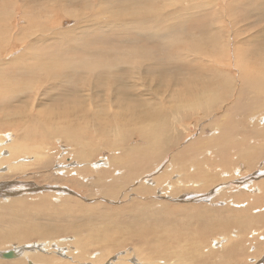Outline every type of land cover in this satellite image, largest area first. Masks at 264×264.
I'll list each match as a JSON object with an SVG mask.
<instances>
[{
  "label": "bare ground",
  "instance_id": "1",
  "mask_svg": "<svg viewBox=\"0 0 264 264\" xmlns=\"http://www.w3.org/2000/svg\"><path fill=\"white\" fill-rule=\"evenodd\" d=\"M1 1L4 2L6 0H1ZM258 1L259 0H256V1L255 0H218L217 2L221 3L222 5V10L218 11L217 3H216V7H214L215 6L214 3L212 4V2H210L209 0H129L128 2H125V0H30L27 2V4H26V0H17V2L14 3V6L18 10L16 9L15 13L12 12L10 9L8 11V12H11L9 17H11V19L12 18L15 19L14 23H11L10 21L9 23L6 22L2 18L3 15H0V23H5V25H8V28L6 29L0 28V68H5V66L10 65L13 62L14 65L20 66L14 75L15 78L19 77L18 79H24L23 76H27V77H31V79L33 80H38L39 82L36 86L31 85L28 82V80H25L20 84H16L17 83L16 81L11 82V78L5 77L4 75L3 77H1V79H3L7 84L5 85V89H0V107L7 106L5 105V103L7 101L10 102V100H13L14 98H16L15 96L19 91L24 93V91H27V90L30 91L33 89L37 92L36 88H39L40 86H42L44 82L49 84L50 88H52L51 90L55 89L54 90L55 93L58 90L67 91L69 89L70 92L73 91L74 94L76 93V96L74 97L75 100L73 98L70 100L68 99L69 100L68 103H71L68 105L70 107H66V108L64 107V109H62L61 111H55L57 109L52 108L53 109L52 113H49L50 111H40L39 110V112H37L34 115L31 113H28V115H26L25 113L18 111V112L11 113L8 115L2 114V116H0V123H1L0 125L2 126L0 127V129H4L7 126L12 127V130L10 129V131L7 129L0 130V131H3V132H0V143H1L0 150L5 149V153L7 150L8 151L7 153L9 154L8 155L9 158L7 156H6L7 158H4V157L2 158V156H5V155H1V161L5 159L4 163H6L5 168H7V171L18 172L20 170H23L25 168L24 166H27L26 164L25 165L21 164L23 165V167H21V165H19L20 163L18 165H15V163H17L18 161L25 162L24 161L25 158L21 159L20 156L33 157V159L30 161L31 163L33 161L31 165H34L35 168L44 171V169L47 168L49 163L52 161L50 156L56 155L53 152L54 151L53 148L51 146H48V144L50 143V141H57L59 143L62 142V144H66V143L69 144L70 145L69 149L71 150L72 157H75V159L79 161V163L81 164V167L78 169H76L75 167H74L75 169L74 168L71 169L67 167L64 169L59 168L55 170L56 175H60L61 178L66 180L65 183H68L69 185L71 184L75 185L76 183L78 187L79 186L87 187L89 184H91L89 180L94 178V181H98L100 188H102V190L104 189L103 191L105 193L106 191H108L107 195H110L109 191L112 192L114 195L115 192H117L116 189H118V186H122L125 183L131 184L133 182L134 184H137L138 186L137 191L139 192V194L148 193L150 190L148 186L156 187L157 184L168 183L166 179H165L166 182H162L164 178L160 179L164 175L162 174L161 171H160L161 172L160 174H162V176H160L159 178L160 180L158 179V181L156 182H154V180L151 179L153 177L149 178L150 177L149 173H145V172L149 171L151 168L158 165L156 163H158V159L159 157H161V153H163L164 155L167 147L168 146L170 147V144H172L174 136L171 135L169 127L172 125L174 126L175 123L177 122V121L174 122L176 115L182 117V121H185L183 119H188V120L196 119L198 122L203 118H207L208 123L209 122H225V119L227 118V115H228L227 113L225 115L224 112L222 111L223 114L221 113L222 114L220 115L221 117L219 116L212 117V111L215 105H217V103L219 102L220 104H223L222 102L229 104L230 102L229 99L231 97L233 98L230 104L231 108H234V111H236L237 113L236 116L234 117L241 118L237 120L246 119V121L248 122L247 123L248 125L245 127H242L241 124L236 125L237 129L240 131H245L247 127V129H250V133H247L248 132L247 130L245 131V133H247L246 134L247 136L254 138V139L263 138L264 137V116L262 114L260 115L259 113L258 115L261 116L260 118H256L257 116H254V117L249 118V120H247L246 118L247 116L244 114L246 112H242V107H246V109L244 108L245 111L246 110L254 111L256 109H260L261 111L262 109H264V97L260 96L261 93H264V41H263L264 40V26H262L261 23H259L260 21L258 22V20L255 17L252 18L254 15H251V13L253 12L261 16H264L263 10L255 9V7L253 6ZM243 2L245 3V6H248L251 9L248 10L247 13L245 14L244 18L246 19L241 18L243 19L241 20L239 16L236 15V13L243 15L242 12H244V8L240 9L238 7L239 9L236 10L237 11L236 13L230 12L229 9L232 8L231 4L235 6V3L242 4ZM42 3H46V6L45 5H44L45 7L42 6ZM77 6L83 7L86 10H89V12L80 13L76 11ZM208 6H212V7L209 8ZM206 7H208V9H206ZM130 8L132 9L129 10ZM52 11H56V13L59 15L54 16ZM90 12H92L93 14ZM27 13L31 14V20L29 22L27 21V16H26ZM69 18L73 21V24L71 23V25H67L66 27L61 26L62 24L69 22L68 20ZM198 18L201 21V22H195L197 24L198 29H202V27L205 25L208 28L207 31L203 32V34L195 33V34L188 35L187 33H185L184 29L185 27H187L188 22L198 20ZM41 19H43V21ZM57 19L60 20V22L56 26H53V27L48 26L49 23ZM17 20L18 22L16 23ZM112 27L126 29L125 32H134L133 29L141 30L139 33L144 32L143 35H145L146 38H149V40L152 39L159 44V46L161 47L162 54L155 55L153 52V49L144 50V49H141L142 46H140L141 48L135 47L133 43H138L137 39H135V41L134 40L131 41L129 39V36L124 35V34H123V40L121 41L122 47L119 49V54L116 56L110 55L109 52L105 50H103L101 53H97L92 48L87 46L85 41L87 42V40L91 38L92 33L98 32L100 35H102L99 38H102L105 35L102 32ZM16 29L18 31V34L24 32V37L13 38V31H15ZM190 31L192 32V30ZM196 34H199V36ZM53 41H56L55 42L56 44H59V42H62V44L60 45L63 47L62 50L64 52H68L69 50H75V51H79L83 53H89L91 54V58H89L88 60H82L73 65L68 64L65 67H61L60 65H58L57 59L50 61L48 56H47L48 59H43L44 57L42 58L41 55H39V52L35 51V49L37 48V45L44 44L45 46H47V45H50L49 42H53ZM129 43H131V45H125ZM261 43L263 47L262 49H261ZM183 44L186 47H184ZM258 45H260L259 48H257ZM180 46H183V47H180ZM243 46L248 47V48H243ZM146 48H147V45H146ZM255 49H258L259 51H256ZM17 50L21 52H16ZM94 53H97L98 55H95ZM9 54H14V56L9 57L8 56ZM56 54L57 53L53 52L54 56ZM231 56L236 57L235 58L236 62H233V60L232 62L235 63L234 66H236L237 71L231 70L233 66V64H231V61L229 60ZM125 57H129V58L124 59ZM220 57H224V58L221 60ZM173 58L187 61L188 63H191V65L193 64L192 66L191 65L189 66L191 67V70L194 69L193 71L195 74L193 75L194 77L195 76L196 77L195 79H193V77L191 76L192 74L191 72H190L191 74L189 75V71L191 70L187 69L189 68V66L187 67L186 65L185 66L187 67L185 68L186 69L185 70L186 71V82L184 84V89H183L185 92V94L183 95L185 96L182 99H174L171 103L169 102V104H167L169 105V108L168 107L165 108V105H164L165 100H161L159 99V97L157 98L156 95H153V92L160 91V88L162 87V85H160L157 82L153 84L152 82L149 81L151 78L149 80L146 79L147 76L145 74L147 73L146 70L149 68L151 64L160 63L161 59L171 60ZM14 59H17L20 62V64H16L15 61H13ZM136 61L138 63H135ZM228 61L230 63H228ZM246 61H250V66H251L250 68H248L249 65H246L244 67V65L242 64V62H246ZM28 62H32V63H28ZM195 62L200 64L198 68L196 67ZM218 64H221V66H216ZM141 65L143 66V68L141 67ZM194 65L195 67H193ZM154 69H157V68H154ZM179 69L180 68H178V72L180 71ZM123 70H125L127 74L128 72H130L129 74L132 75V77L129 78L127 76L128 77L127 79H123V77H121V72ZM125 71L123 72L125 73ZM142 71L143 73H141ZM135 73H137V75H135ZM220 76L223 77L222 81H219L221 78ZM174 83L171 86V88H173L170 90L171 93H172V90H178L176 87L182 86L181 85L182 81L176 84ZM126 86H128L129 88L135 87V90L133 89L134 93L128 92L129 94L128 96L132 98L129 99V101L126 100V102H124L125 100L123 101L121 99H118V92L121 91V88H128ZM153 87H154V90H153ZM86 89L87 91H89V93H87ZM137 89H142L145 93H143L141 90L138 91ZM77 91H83L84 95L83 94L82 95L84 97L81 95V93H78ZM102 91H104L103 95H102ZM166 91L168 90L166 89ZM48 92H51V91L48 90ZM151 94L154 96V98L153 97L150 98ZM20 95L23 97L22 94ZM146 95H149V96L144 98V96ZM30 99H34V98H30ZM234 102L236 103L234 104ZM29 103L27 104L29 105ZM51 105L52 103L50 104V106ZM14 107L17 108V106H14ZM16 108H13V109H16ZM49 108L51 109V107ZM113 108L114 110L109 111L110 109H113ZM219 108L220 107L218 106V109ZM41 110H43V108H41ZM6 117L7 119H9L10 122L1 121L2 119ZM228 119L233 120L231 118V114L229 115ZM252 120H256L258 123L255 124L254 123L255 121L250 122ZM160 121H165V122H160ZM234 122H237V121H234ZM29 124L32 125V130L27 131V128H28L27 126ZM258 125H259V128H257ZM25 126H26V129H25ZM6 131H9V133H6ZM19 131L21 132L23 131V132L20 133L19 135H16L15 137L14 136L12 137L11 132L14 133V132H19ZM206 133L208 132L206 131ZM216 133H218L219 136L214 137V138H222V137H226L225 135L226 133L228 135L230 134V132H227L222 129H220V131L216 130ZM6 134L8 135L6 136ZM55 134L61 135L59 137H62V140L58 139L59 137L55 139ZM206 136L209 137L211 135L208 134ZM45 137L49 138V141L47 140L48 142H46L45 144H40L42 139H44ZM197 137H194L191 140L189 139L190 141H188V143L185 144V146H182L183 148L177 149V152L175 154L173 153L174 155L172 156L173 162L175 161L178 167L180 169L182 168L181 170H183V172L181 171V174L179 170H177L179 171V173L177 172L176 173L180 175L185 174L186 178L188 179L190 178L188 176H190L194 172L191 174L188 172V169L190 168V163H188L189 168L183 167V164H187V162H190V160L187 161L188 159L195 161L197 154L201 151L204 152L205 150H207L206 153L210 152L211 155L209 156H213L214 157L213 161L217 162V160L219 159H217V157L215 156L216 151H214L215 148L213 149L214 146L217 149L218 155L222 152L225 154V157L223 158V165L226 167H232L231 169H236L237 167L239 168L243 167L245 170H248L252 166L256 167L257 162H258L257 160L260 159V156L262 155L264 151L263 150L264 143H262V147L258 144H255L252 148L247 147L248 143H246V139L248 137L244 139L241 144H239L236 141H232V140H230L227 143V145H223V142H220L223 146L218 141H216L213 137L208 138V139H204L202 138V136L200 137V139H197ZM130 141L131 143L132 142L133 143L128 144V142ZM98 143L104 144L106 149L114 148L118 150V151L116 150V153H114L116 155L113 154L114 156L110 159V162L114 164L113 166L114 168H117L120 171L119 177L118 176L116 177L115 175H113L112 168L105 169L103 167L104 163L102 164L101 162L103 161H101L100 159H99L100 160L99 163H96L95 161L91 162L90 155L93 154V152L91 153L90 149L92 148V146H95V145L97 146ZM175 145L177 146L178 144H175ZM57 146H54V147H57ZM224 146L227 148V150L224 149ZM101 147L102 146L100 145V148ZM110 150L112 151V149ZM1 153H4V151ZM198 156L200 157L199 154ZM19 157H20V160H17ZM203 158H206V156ZM209 159L211 160L212 158L210 157ZM184 161H187V162L184 163ZM63 162H64V159H63ZM191 163L193 164V162ZM176 164L173 163L172 167ZM194 165L195 164H193V166ZM202 166H197V167H202ZM205 166H207V164ZM98 168H100V170L96 171L95 174H92V176H89L88 177L89 180H87L86 178L88 175L87 171L96 170ZM221 168L222 167H220V170ZM143 169H148V170L142 171ZM229 169L230 168L226 169V171ZM169 170H172V168H169ZM28 172H31V170ZM185 172H188V173H185ZM191 172H192V169H191ZM262 172L264 173V170ZM172 173H174L173 170H172ZM223 173H226V172H223ZM196 174L194 176L199 177L200 179L207 178L208 179L206 180L207 183H209V179L211 177L213 178L212 173H210L209 171L206 172L204 169H200L196 171ZM4 177L5 176L0 174V179ZM68 177H72V178L68 179ZM59 179H57V181ZM191 179L188 181H190L192 184H195L193 183L194 178H191ZM178 180H181V179H178ZM187 180H185V177H184V181H187ZM6 181L3 186L7 188L10 187L12 190H13L12 187L15 184L18 185L16 183L18 182L17 179H16V182H13V183L10 181L9 182H6ZM105 181H108L110 183H105ZM53 183H51V185H53ZM180 183L182 184L183 182H180ZM180 183L179 185H181ZM20 185L24 186L25 184H20ZM26 185H28V183ZM164 185H163V188L164 187L167 188V185L166 186ZM250 185L252 186H249V187L245 186L246 189L248 188L247 189L249 190L248 192H251L252 194L255 191L258 193L262 192L260 193L261 195L259 196V198L264 196V180L259 181L257 184H253L252 182V184ZM57 186H63V185L58 184ZM65 186L66 185H64V187ZM202 186H205V185L203 184ZM80 187L78 189H80ZM234 188H237V187H234ZM173 189H175V187ZM188 189L190 188L188 187ZM241 190L243 192L244 189L237 188V191L231 192V195H233V193H236L237 196L239 195V198H241L240 196L249 195L247 193L244 194V192L242 193ZM201 191H203V189ZM57 192H60V191H57ZM97 192L95 194H97ZM218 192L219 190L217 191V193ZM224 193L226 194L225 191ZM58 194H61V192ZM52 195L51 196L50 195L40 196V198H37L39 199L38 203H33V204L28 203V201L24 199H11V201H9L8 199H4L0 202V247H4L10 244L11 242H15L17 244L12 249L13 251L18 252L15 256L17 257L16 259L15 257H13L14 259L10 258L12 261H9L8 263H1V264H26V262L28 264L30 262H32L33 264H65L59 261L60 260L59 257L57 258L59 260L55 259L56 257L53 256V252H56L57 250L52 251V246H51V244L55 241L53 240V238H56V235H61L62 233H70L73 235L71 236L74 238V244L72 241H69L71 242V245L72 244L74 245L72 246L73 251L70 253H72V256L75 258V260H80L79 262H81V260L88 259V258H85V256L83 255V251L86 250L88 247L90 249V247H92L93 245L97 243H102L101 246L99 245L101 247L102 254L100 256L99 255L97 256V261H101L104 258V256H106L108 253L112 251L113 248L119 247L120 245H124V243H127V242L128 243L133 242V243L139 244L140 247L143 245V247L141 248L139 247L140 248L139 251L137 250L139 253H141V256L140 255L139 256L144 261L151 262L153 264H159L160 260L164 261V263L167 261H172V263H174L173 261L175 262L181 261L180 263L182 264H212V263L213 264H245L244 248H242L243 240L238 239L239 241L237 240L229 241V244L225 245V247L223 248L221 247V251H220L221 256L218 257V259L216 260L213 258H216L215 256L217 254H213L212 252L211 254L208 251L205 252L206 254L208 253L205 256L200 254L199 249H201V247H204L200 243V239L202 238L197 239L198 241H196L195 248L193 250H187V249L176 250L178 247V244H176V246L173 247L172 245L168 246V244L166 243L168 247L165 245L163 248H160V245H159L158 249H155V254L159 256L158 253H156V252H159L161 255H165V257L162 259H160L159 257L158 259L160 260L156 262V258L152 259V257L155 254H153L152 256L150 254H146L145 251H143V249L146 248V246L150 243L151 240L159 239L161 242L162 238L166 235L172 236L171 233H175V232L182 233L184 228L188 226L190 222V217H188L185 222L182 219L181 221L180 219L176 220L177 218L174 219V217H171V216H170L171 218L168 217L169 209L167 210L165 209L166 211H164V209L156 208L154 213L150 215L149 217L152 220L150 221L148 218L149 212L146 209L147 203L146 204L145 203L144 204L135 203L138 210L134 212L133 214H131L133 211L132 212L130 211L129 213L130 217L129 219H125L126 221L124 219H120L119 221L112 220V222H110L109 220V221H106L107 223H104L103 221L99 226H93V227L90 226L92 227V233H90L91 232L90 230V232L88 231L89 232L88 235L85 234L86 236H81L82 234L80 232L81 231L80 229L82 228L83 230L84 225H85L84 222H83L84 224L83 227H81V225L75 226L72 222V220L74 221V218L77 215H79V213L81 212V211L80 212L78 211L77 212L78 214L76 213L77 215L74 213L77 209H73L72 203H75V202H71L69 197H68L69 199H67V197L66 199H64L60 197L59 195H56V196H52ZM0 196L2 195L0 194ZM3 196H8V195H3ZM10 197H11V194H10ZM223 201H225V199ZM244 201H248V200L245 198ZM53 202H55L56 204H53ZM214 202L215 201H213V203ZM260 202H263V201H259V203ZM135 205L133 208L134 210H136ZM159 205H160V202H159ZM81 206L82 205H80V209H82ZM87 206H84V207H87ZM74 208H77V207L75 206ZM123 208H125V206ZM230 208H233V207L231 206ZM195 209L196 207L194 208L193 211H195ZM184 210L185 209H183V211ZM244 210L245 208L243 209V211ZM122 211L123 210H121V212ZM261 211H264V208L260 209L259 211L260 213L258 212L259 213L258 215L250 216V218L248 217L250 219V222H254V225L252 224V226H255L256 224L255 222L258 223L259 221H263L264 212L261 213ZM239 212L241 211L239 210ZM209 213L207 212L206 214H209ZM230 213L231 212H229V214ZM89 214L90 216L97 215L101 217L110 215L116 218V215H114V213L107 212V211L106 212L100 211V213H98V211L94 207H91L87 212L82 211L80 217L88 218ZM173 214H176V213H173ZM190 214L191 212L189 213L188 216L192 217V215ZM120 215L122 214L120 213ZM211 216L212 215L210 216L208 215V218ZM142 219H146L148 222ZM236 219H241V221L238 222V224L236 223L237 227L235 226V224L233 225ZM245 219H246V215L244 216L242 212L241 213L236 212L235 214L232 213V215L228 217H224L223 219H220V220L218 219L219 222L215 223L216 224V225L214 224L215 226H209V224H207L208 226H206L205 228L208 227V230L207 229L205 230L208 232L218 230V233L220 235L228 238L230 236L228 234L231 232L230 229L231 228L233 229V227L234 229L235 227L236 229L238 228L237 231L239 230L241 232H244L247 229ZM57 220H59L60 223L61 221H63V223L59 225H57L56 223L54 224V222ZM87 221L85 222L87 223ZM247 225L250 226L249 224ZM252 226H250V228ZM88 228L87 227L84 228L86 229V232ZM234 229L233 231H235ZM239 235L241 237V233H239ZM203 237H205V234H203ZM32 238H37L38 242L23 245L24 241L26 240L29 241V239H32ZM221 238L223 241L224 238L223 237ZM241 238L243 239V237ZM45 239H48V240H45ZM61 239L62 238H60V240ZM60 240H59V243L62 244ZM246 240L247 239H245L244 241ZM39 241L40 242L42 241V242L40 243ZM57 243H58V240L55 244L56 247L58 246ZM65 245L68 246L69 244H65ZM67 246H64V247L66 248ZM135 247L134 249H136ZM23 248L25 249L30 248V249H33V251L35 249H38L39 251L40 249L46 253H42V254L36 253V252L30 253V251L25 250V249L22 251ZM53 248L55 249V247ZM74 249L78 250L77 254L74 253L75 252ZM188 249H191V248H188ZM9 250L11 249H5L0 252L6 253V251H9ZM259 250L260 249H258V251ZM49 252H52V254ZM20 253L22 255L19 257ZM120 255L122 254L120 253ZM120 255H118V257ZM167 255H171L170 258H167ZM0 258L5 259L1 256ZM89 258L94 259L93 257H89ZM108 258H110V256ZM211 258L215 261L213 262ZM236 258H238L239 260ZM94 262H96V260Z\"/></svg>",
  "mask_w": 264,
  "mask_h": 264
},
{
  "label": "rangeland",
  "instance_id": "2",
  "mask_svg": "<svg viewBox=\"0 0 264 264\" xmlns=\"http://www.w3.org/2000/svg\"><path fill=\"white\" fill-rule=\"evenodd\" d=\"M28 1H30V0H28ZM27 0H26V4H27V2H28ZM129 0H125V2H128ZM210 2H212V4L214 3V7H216V3H217V6H218V11L219 10H222V5H221V3H219V2H217L218 0H209ZM256 1V0H255ZM0 2H2V3H0V15H3L2 16V18L6 21V22H8L9 23V21L11 22V23H14L15 22V19L14 18H12L11 19V17H9V15H10V13L11 12H8L9 11V9L12 11V12H14L15 13V10L17 9L15 6H14V3L15 2H17V0H6V1H1L0 0ZM46 6V3H42V6ZM232 5V8L231 9H229V11L230 12H237L236 10L237 9H243L244 8V12H242L243 13V15L242 14H239V13H236V15H238L239 16V18L241 19V18H243V19H246V18H244L245 17V14L247 13V11L248 10H250L251 8L250 7H248V6H245V3L243 2L242 4L241 3H235V6H233V4H231ZM44 6V7H45ZM241 6V7H240ZM254 7H255V9H259V10H263L264 11V0H259L256 4H254L253 5ZM209 8H211L212 6H208ZM208 7H206V9H208ZM239 7V8H238ZM132 8H130L129 10H131ZM18 10V9H17ZM76 11H78V12H83V13H85V12H89V10H86L85 8H83V7H79V6H77L76 7ZM17 12V11H16ZM53 12V15L55 16H57V15H59V14H57L56 13V11H52ZM90 13H92V12H90ZM93 14V13H92ZM95 15V14H94ZM251 15H254L252 18H256L257 20H258V22L259 23H261V25L262 26H264V16H261V15H259V14H257V13H251ZM26 16H27V21L29 22L30 20H31V14H29V13H27L26 14ZM52 16V15H51ZM260 16V17H259ZM43 18V17H42ZM262 20H261V19ZM52 19V18H51ZM243 19H241V20H243ZM12 20V21H11ZM42 21H43V19H41ZM69 20V22H67V23H65V24H62L61 26H64V27H66L67 25H71V23L73 24V21L69 18L68 19ZM240 21V20H239ZM18 22V20L16 21V23ZM60 22V20H53L51 23H49V27H53V26H56L58 23ZM195 22H201L200 21V19L198 18V20H194V21H192V22H188V24H187V27H185V29H184V31H185V33H187L188 35H191V34H195V33H202L203 34V32H206L207 31V27L204 25L203 27H202V29H198V27H197V24L195 23ZM55 23V24H54ZM25 26V25H24ZM205 27V28H204ZM0 28H2V29H6V28H8V25H5V23H0ZM204 28V29H203ZM125 30L126 29H122V28H117V27H112V28H109V29H107V30H105V31H103L102 33H104L105 35L102 37V38H99V37H101L102 35H100L98 32H94V33H92L91 34V38L90 39H88L87 40V42L85 41V43L87 44V46H89L90 48H92L94 51H96L97 53H101L103 50H105V51H107V52H109V54L110 55H118L119 54V49L122 47V45H121V41L123 40V34L124 35H127V36H129V39L131 40V41H135V39H137V42L138 43H133V45L135 46V47H138V48H141L140 46H142V48L141 49H144V50H152L153 49V52H154V54L155 55H157V54H162V51H161V47L159 46V44L157 43V42H155L154 40H149V38H146V36L145 35H143V33L144 32H142V33H139L141 30H136V29H133L134 30V32H125ZM190 30H192V32L190 31ZM22 31V30H21ZM200 31H202V32H200ZM196 35H198L199 36V34H196ZM22 37H24V32H22V33H20V34H18V31H17V29L15 30V31H13V38H22ZM141 39V40H140ZM264 41V40H263ZM263 41H262V43H263ZM56 41H53V42H49L50 43V45H47V46H45L44 44H38L37 45V48L35 49V51L36 52H39V55H41V57L43 58V59H48L47 58V56L49 57V59H50V61H53L54 59H57V64L58 65H60L61 67H65V66H67L68 64H75V63H77V62H80V61H82V60H88L89 58H91V54H89V53H83V52H79V51H75V50H69L68 52H64L63 50H62V46L60 45V44H62V42H59V44H56L55 43ZM127 42H128V40H127ZM262 43H261V49L263 48L262 47ZM90 44V45H89ZM125 45H131V43H129V44H125ZM146 45H147V48H146ZM153 45V46H152ZM150 46V47H149ZM183 46L184 47H186L184 44H183ZM183 46H180V47H183ZM46 47V48H45ZM100 47V48H99ZM260 47V45H258L257 46V48H259ZM151 48V49H150ZM243 48H248V47H244L243 46ZM157 50V51H156ZM249 50H251V49H249ZM256 51H259L258 49H255ZM16 52H21V51H19V50H17ZM15 52V53H16ZM53 52H55V53H57L55 56L53 55ZM97 53H94L95 55H98ZM19 54V53H18ZM205 54V53H204ZM203 54V55H204ZM43 55V56H42ZM9 57H13L14 56V54H9L8 55ZM7 56V57H8ZM111 57V56H110ZM159 57V56H158ZM106 58V57H105ZM129 57H125L124 59H128ZM224 57H220V59L222 60ZM234 58V59H233ZM235 58L236 57H234V56H231L230 58H229V60L231 61V64H233V66H234V64L235 63H233V62H236V60H235ZM232 60H233V62H232ZM13 61H15V63L16 64H20V62L17 60V59H14ZM168 62V63H167ZM28 63H32V62H28ZM135 63H138L137 61L135 62ZM170 63V64H169ZM228 63H230L229 61H228ZM36 64V63H35ZM161 64V65H160ZM164 64H165V66H166V68H165V66H164ZM178 64V65H177ZM195 64H196V67L198 68L199 67V65L200 64H198L197 62H195ZM205 64V63H204ZM242 64L244 65V67L246 66V65H249L248 66V68H250L251 66H250V61H246V62H242ZM187 65V67L189 66V65H191V63H188L187 61H183V60H180V59H177V58H173V59H171V60H164V59H161V62L160 63H153V64H151L150 66H149V72L146 70V76H147V80H149L150 78V82H152L153 84H155L156 82L157 83H159L160 85H162V87L160 88V93L159 92H157V91H155V92H153V95H156V97L158 98L159 97V99H161V100H165V108H169V105H167V104H169V102L171 103L174 99H182L185 95H183V94H185V92H184V84H185V82H186V69L185 68H187V67H185ZM193 65V64H192ZM191 65V66H192ZM183 68H182V67ZM216 66H221V64H218V65H216ZM232 66V69L231 70H234V71H237V68H236V66H234L233 67ZM20 66H18V65H14L13 64V62L10 64V65H7V66H5V68H0V89H5V85L7 84L3 79H1V77H3L4 75H5V77H8V78H11V82L13 81H16L17 83L16 84H20V83H22L23 81H25V80H28V82L31 84V85H33V86H36L37 84H38V80H33V79H31V77H27V76H23L24 77V79H18L19 77H17V78H15L14 77V75H15V73H16V71L18 70V68H19ZM141 67L143 68V66L141 65ZM172 67V68H171ZM193 67H195V65L193 66ZM154 68H159L158 70L157 69H154ZM175 68V69H174ZM178 68H180L179 70L181 71H179L178 72ZM181 68H182V70H181ZM172 69V70H171ZM174 69V70H173ZM187 69H189V70H191V67L189 66V68H187ZM152 71V73H151V71ZM169 70V71H168ZM188 70V71H189ZM194 70V69H193ZM193 70H191V71H189V75L191 74V76L193 77V79H195V77H194V75L193 74H195L194 73V71ZM123 71H125V70H123ZM121 72V77H123V79H127L128 77L130 78V77H132V75H130L129 73L130 72H128V74H127V72L125 71V73L124 72ZM185 71V72H184ZM155 72H157V73H155ZM184 72V73H183ZM191 72V73H190ZM141 73H143V71L141 72ZM159 73V74H158ZM162 73V74H161ZM164 73H166V74H164ZM170 75H169V74ZM181 73V74H180ZM125 74V75H124ZM127 74V75H126ZM154 74V75H153ZM157 74V75H156ZM183 74V75H182ZM135 75H137V73H135ZM128 76V77H127ZM153 77V78H152ZM173 77V78H172ZM178 77V78H177ZM221 77V76H220ZM175 79V80H174ZM176 79H177V81H176ZM222 79H223V77H221L220 78V80L219 81H222ZM161 80H162V82H161ZM180 80V81H179ZM182 81V86H180V87H176L178 90H172V93L170 92V90L171 89H173V88H171V86L173 85V83L174 84H176V83H178V82H181ZM66 85H67V83H66ZM168 86H170V87H168ZM126 87H128V86H126ZM46 89V90H45ZM52 88H50V86H49V84L48 83H43L42 84V86H40L39 88H36V90H37V92L35 91V90H27V91H24V93H22V92H18L17 94H16V98H14L13 100H10V102L9 101H7L6 103H5V105H7V106H4V107H0V116H2V114H11V113H15V112H18V111H20V112H22V113H25L26 115H28V113H31V114H36L37 112H39V110L40 111H50L49 113H52V111H53V109H57V110H55V111H61L62 109H64V107L66 108V107H70V106H68L69 104H71V103H68V101L70 100V99H74V97L76 96V93L74 94L73 93V91L72 92H70V90L68 89L67 91H57L56 93H55V89H53V90H51ZM102 89V88H101ZM128 89H130V90H128ZM135 90V87H128V88H121V91L120 92H118V99H121V100H125L124 102H126V100L127 101H129V99H131L132 97H129L128 95V92H130V93H134V90ZM165 89V90H164ZM166 89L168 90V91H166ZM43 90V91H42ZM48 90L49 91H51V92H48ZM103 90V89H102ZM128 90V91H127ZM138 91L139 90H141L143 93H145L142 89H137ZM153 90H154V87H153ZM183 90V91H182ZM86 91H87V89H86ZM177 91V92H176ZM43 92V93H42ZM78 93H81V95L84 93L83 91H77ZM103 92L104 91H102V95H103ZM163 92V93H162ZM41 93H42V95H41ZM87 93H89V91H87ZM20 94H22L23 95V97L20 95ZM30 94V95H29ZM160 94V95H159ZM162 94H164V95H162ZM172 94V95H171ZM179 94V95H178ZM182 94V95H181ZM27 95V96H26ZM37 95V96H36ZM41 95V96H40ZM84 95V94H83ZM82 95V96H83ZM127 97H126V96ZM152 94L150 95V98L151 97H153L154 98V96H153ZM176 95V96H175ZM32 96V97H31ZM147 96H149V95H146V96H144V98L145 97H147ZM181 96V97H180ZM260 96H263L264 97V93H261L260 94ZM259 96V97H260ZM19 97V98H18ZM55 97H57V98H55ZM84 97V96H83ZM166 97V98H165ZM170 97V98H169ZM18 98V99H17ZM27 98V99H26ZM30 98H34V99H30ZM36 98V99H35ZM126 98V99H125ZM20 99V100H19ZM26 99V100H25ZM53 101H51V100ZM69 99V100H68ZM17 102H16V101ZM24 100V101H23ZM36 100V101H35ZM49 100V101H48ZM75 100V99H74ZM230 102H229V104L228 103H225V102H222L223 104H220V102L219 103H217V105H215V107H214V109H213V111H212V117H214V116H219V117H221L220 115H222L223 114V112H224V114L226 115V113L228 114L227 115V118L225 119V122H207V118H203V119H201L200 121H198L197 122V120L196 119H192V120H188V119H183V120H185V121H182V117H180V116H177L176 115V118H175V121L174 120H172V121H174V122H176L175 123V125L173 126H170L169 127V129H170V132H171V135L172 136H174V138H173V142H172V144H170V147L168 146L167 147V149H166V152H165V154L163 155V153H161V157H159V159H158V163H156V164H158V165H156V166H152L153 168H151L149 171H147V172H145V173H149L150 175V177L149 178H151V177H153V178H151V179H153L154 180V182H156V181H158V179L160 178V176H162V174H164L160 179H163L162 180V182H168V183H161V184H157V186L155 187H153V186H148L149 187V192L148 193H144V194H139V192L137 191V189H138V186H137V184H134L133 182L130 184V183H125L124 185H122V186H118V189H116V191L117 192H115V194L113 195V193L112 192H110L109 191V194L111 195H107V192L108 191H106V193L102 190V188H100V185L98 184V181H94V178L93 179H91V180H89L88 179V177L89 176H92V174H95V172L96 171H98V170H100V168H98V169H96V170H91V171H87V173H88V175H87V180H89L90 182H91V184H89L87 187H80V189H78L79 187H78V185L75 183V185L74 184H71V185H69L68 183H65L66 182V180L65 179H63V178H61V176L60 175H56V172H55V170L56 169H59V168H62V169H64V168H67V167H69V168H71V169H73L74 167L76 168V169H78V168H80L81 167V164L79 163V161H77L76 159H75V157H72V153H71V150L69 149V144H62V142L61 143H59V142H57V141H50V145L48 144V146H51L52 148H53V152H54V154H56L55 156H50L51 157V159H52V161L49 163V165H48V167L47 168H45L44 169V171L43 170H39V169H37V168H35V166L34 165H31L32 163H33V161H32V163L30 162L32 159H33V157H30V156H20L21 157V159H24V161L25 162H22V161H18L17 163H15V165H18L19 163V165H21V164H23V165H27V166H24L25 168L23 169V170H20V171H18V172H9V171H7V168H5V164L6 163H4L5 162V159H3L2 161H1V155H5V156H2V158L4 157V158H7L8 157V151L6 150V153H5V149H2L3 151H4V153H1V152H3L2 150H0V162H1V164H0V168L2 169H0V174H2L3 176H5L4 178H2V179H0V187H2V188H0V194L2 195V196H0V202L2 201V200H4V199H8L9 201H11V199H24V200H26V201H28V203H31V204H33V203H38V201H39V199H37V198H40V196H51L52 194V196H56V195H59L60 197H62V198H64V199H66V197H67V199H69L70 198V201L71 202H75V203H72V207H73V209H77L74 213L76 214L78 211L80 212H87L91 207H94L97 211H98V213H100V211L101 212H112V213H114V215H116V218L115 217H113V216H104V217H101V216H90V214H89V216H88V218L86 217V218H83V217H80V215H81V212L79 213V215H77V216H79V217H75L74 218V221L72 220V222H73V224L75 225V226H79V225H81V227H83V225H84V228H88L87 229V232L89 231L90 232V230H91V232L90 233H92V227L93 226H99L103 221H104V223H107L106 221H109L110 220V222H112V220L113 221H119L120 219H129V217H130V211L132 212L131 214H133L134 212H136L138 209H137V206L135 205V203H137V204H146V209H147V211L149 212V214H148V218L150 217V215H152L153 213H154V211L156 210V208L157 209H164V211H166L167 209H169L168 210V212H169V216L168 217H174V219L175 218H177L176 220H179L180 219V221H181V219L182 220H184V222L187 220V218L188 217H190V222H189V224H188V226L187 227H185L184 228V230H183V232L181 233V232H175V233H171V235L172 236H170V235H166V236H164L163 238H162V240H161V242H160V240L158 239V240H151L150 241V243L146 246V248L145 249H143V251H145V253L146 254H150L151 256L153 255V254H155V249H158V246L160 245V248H163L165 245H166V243L168 244V246L170 245H172L173 247L174 246H176V244H178V247H177V249L176 250H183V249H187V250H193L194 248H195V243H196V241H198L197 239H199V238H202V239H200V243H201V245L202 246H204V247H201V249H199V251H200V254H202L203 256H205V255H207L205 252H209L210 254H211V252L213 253V254H217L215 257L216 258H213V259H218V257H220L221 256V253H220V251H221V247L223 248V247H225V245H227V244H229V241H231V240H233V241H239V240H245V239H247L246 241H244V243H243V241H242V244H243V246H242V248H244V260H245V264H264V219H263V221H259L258 223L257 222H255L256 224H258V225H256L255 224V226H252V224L254 225V222H250V216H255V215H258L260 212V209H262V208H264V207H262V206H264V199H263V197H261V198H259V196L261 195L260 193H262V192H260V193H258V192H254L253 194L251 193V192H248L249 190H247L246 189V187H249V186H252V185H250V184H252V182H253V184H257L259 181H263L264 180V173L262 172L263 170H264V151H263V153H262V155L260 156V159L259 160H257L258 162H257V165H256V167L255 166H252L250 169H248V170H245L243 167H237L236 169H231L232 167H226V166H224L223 165V158L225 157V154L222 152V153H220L219 155H218V153H217V149H216V147L214 146L213 147V149H214V151H216V153H215V156L217 157V159H219V160H217V162H215V161H213V159H214V157L213 156H209V155H211V153L210 152H207L206 153V151L207 150H205L204 152H199L198 154L200 155V157L198 156V154H197V157H196V160H198V161H192L191 159H188L187 161H189L190 160V162H187V161H184V163L185 162H187V164H183V167H187V168H189V164L188 163H190V170L188 169V172L191 174V173H193V174H191L190 176H188V177H190L189 179L188 178H186V176H185V174L184 175H180L181 174V171L183 172V170H181L179 167H178V165L175 163V161L173 162V158H172V156L177 152V149H181V148H183L182 146H185V144H187L188 143V141H190L192 138H194V137H197V139H200V137L202 136V138H204V139H208V138H214V137H218L219 136V134L218 133H216V130L218 131H220V129H222V130H225V131H227V132H230V134L228 135L227 133L225 134L226 135V137H222V138H214L216 141H218L219 143L220 142H223V145H227V143L230 141V140H232V141H236V142H238L239 144H241L242 142H243V140L244 139H246L247 137V139H246V143H248L247 144V147H250V148H252L255 144H258V145H260L261 147H262V143H264V137L263 138H257V139H254V138H251V137H249V136H247L246 134L247 133H250V129H247V127H246V130L248 131L247 133H245V131H240V130H238L237 129V127H236V125H238V124H241V126L242 127H245V126H247L248 124V122L246 121V119L244 120V119H242V120H237V119H241V118H237V117H234V116H236V111H234V108H231V101L233 100V98L231 97L230 99ZM21 101V102H20ZM55 101V102H54ZM176 101H178V100H176ZM14 102V103H13ZM16 102V103H15ZM30 102V103H29ZM49 103V105H48V103ZM60 102V103H59ZM65 102V103H64ZM22 103V104H21ZM27 103H29V105L27 104ZM44 103V104H43ZM52 103V105L50 106V104ZM225 103V104H224ZM236 102H234V104H235ZM20 104V105H19ZM43 106H42V105ZM58 104V105H57ZM64 104H65V106H64ZM219 104V105H218ZM12 105V106H11ZM23 105V106H22ZM45 105V106H44ZM227 105V106H226ZM14 106H17V108L16 107H14ZM18 106H19V108H18ZM26 106V107H25ZM35 106H36V108H35ZM42 106V107H41ZM47 106H49V107H51V109L49 108V107H47ZM218 106L220 107L219 109H218ZM29 107V108H28ZM122 107H124V106H122ZM221 107H222V109H221ZM13 108H16V109H13ZM41 108H43V110H41ZM47 110H46V109ZM60 108V109H59ZM228 108V109H227ZM246 109V107H242V112H246V113H244L247 117V120H249V118H251V117H254V116H257L256 118H260L261 116V114L264 116V109H262L261 111H260V109H256V110H254V111H245V109ZM49 109V110H48ZM28 110H30V111H28ZM112 110H114V108L113 109H110L109 111H112ZM167 110V109H166ZM223 111V112H222ZM230 111V112H229ZM233 111V112H232ZM35 112V113H34ZM239 112H241V111H239ZM214 113V114H213ZM222 113V114H221ZM260 113V115H258ZM218 114V115H217ZM231 114V118L233 119V120H231V119H228L229 118V115ZM179 117V118H178ZM256 118H254V119H256ZM5 120V121H4ZM195 120V121H194ZM1 121H3V122H10L9 121V119H7V117L6 118H4V119H2ZM179 121V122H178ZM234 121H237V122H234ZM253 121H255L254 123L256 124V123H258L256 120H252V121H250V122H253ZM159 122V121H158ZM160 122H165V121H160ZM228 122H230V123H228ZM182 125H181V124ZM199 123V124H198ZM206 123V124H205ZM208 123V124H207ZM215 123V124H214ZM1 124V123H0ZM205 124V125H204ZM181 127H180V126ZM208 125V126H207ZM210 125V126H209ZM214 125V126H213ZM0 127H2L1 125H0ZM28 128H27V131H29V130H32V125H28L27 126ZM178 129H177V128ZM201 127H202V129H201ZM208 127V128H207ZM212 128V129H211ZM219 128V129H218ZM257 128H259V125H258V127ZM5 129H7V130H9L10 131V129L12 130V127L11 126H7L6 128H4V129H0V130H5ZM25 129H26V126H25ZM9 131H6V133H9ZM167 131H168V129H167ZM206 131L208 132V133H206ZM0 132H3V131H0ZM23 132V131H22ZM21 131H19V132H11L12 134V137L14 136H16V135H19L20 133H22ZM211 132V133H210ZM195 133V134H194ZM208 135V134H210L211 136H209V137H207L206 135ZM8 134H6V136H7ZM228 135V136H227ZM59 136H61V135H59V134H55V139L56 138H58ZM207 137V138H206ZM176 138V139H175ZM251 138V139H250ZM58 139H60V140H62V137H59ZM178 139V140H177ZM190 139V140H189ZM250 139V140H249ZM49 141V138H47V137H45L44 139H42V141L40 142V144H45L46 142H48ZM181 140V141H180ZM245 142V141H244ZM133 143V142H132ZM131 143V141L130 142H128V144H132ZM1 144V143H0ZM175 144H178L177 146L175 145ZM221 144V143H220ZM251 144V145H250ZM4 145V144H3ZM58 145V146H57ZM100 145L102 146L101 148H100ZM222 145V144H221ZM222 145V146H223ZM264 145V144H263ZM54 146H57V147H54ZM47 147V146H46ZM99 147V148H98ZM178 147V148H177ZM169 148H170V150H169ZM176 148V149H175ZM232 148H234V147H232ZM105 149V150H104ZM109 149V150H108ZM108 149H106V147H105V145L104 144H102V143H98L97 144V146L95 145V146H92V148L90 149L91 150V153L93 152V154H91L90 155V159H91V162L92 161H95L96 163H99V161L101 160V161H103V162H101L102 164L104 163V165H103V167L106 169H109V168H112L113 169V175H115L116 177L118 176H120V171L117 169V168H114L113 166H114V164H112L111 162H110V159L114 156V155H116V154H114V153H116V150L117 149H114V148H108ZM110 149H112V151L110 150ZM173 149H174V151H173ZM224 149L225 150H227V148L224 146ZM58 152H57V151ZM93 150V151H92ZM95 150V151H94ZM263 150H264V146H263ZM65 151V152H64ZM118 151V150H117ZM172 151V152H171ZM56 152V153H55ZM112 152V153H111ZM171 152V153H170ZM63 153V154H62ZM69 153V154H68ZM96 153V154H95ZM174 153V154H173ZM205 153V154H204ZM7 154V155H6ZM70 154H71V156H70ZM112 154V155H111ZM114 154V155H113ZM204 154V155H203ZM221 154H223V155H221ZM64 155V156H63ZM68 155V156H67ZM213 155V154H212ZM7 156V157H6ZM168 156V157H167ZM206 156V158H203V157H205ZM20 157L17 159V160H20ZM23 157V158H22ZM30 157V158H29ZM58 157V158H57ZM62 157V158H61ZM106 157V158H105ZM212 158L211 160L213 161H211L209 158ZM9 158V157H8ZM28 158H29V160H28ZM97 158H98V160H97ZM103 158V159H102ZM168 158V159H167ZM61 159V160H60ZM63 159H64V162H63ZM100 159V160H99ZM28 160V161H27ZM55 160H56V162H55ZM74 160H75V162H74ZM169 160V161H168ZM172 160V161H171ZM9 161V160H8ZM107 161V162H106ZM108 161H109V163H108ZM166 161V162H165ZM206 163H205V162ZM208 161V162H207ZM260 161V162H259ZM10 162V161H9ZM8 162V163H9ZM12 162V161H11ZM29 162V163H28ZM70 162V163H69ZM162 162V163H161ZM191 162H193V164H195L194 166H193V164L191 163ZM199 162V163H198ZM65 163V164H64ZM69 163V164H68ZM168 163H170V164H168ZM173 163L174 164H176V165H174L173 167H172V165H173ZM202 163V164H201ZM216 163V164H215ZM4 164V165H3ZM67 164V165H66ZM102 164H100V165H102ZM108 166H107V165ZM112 164V165H111ZM160 164V165H159ZM207 164V166H205ZM220 164V165H219ZM23 165H21V167H23ZM30 165V166H29ZM50 165H51V167H50ZM170 165V166H169ZM185 165V166H184ZM203 165V166H202ZM29 166V167H28ZM32 166V167H31ZM73 166V167H72ZM76 166H78V167H76ZM112 166V167H111ZM197 166H202V167H197ZM209 166V167H208ZM219 166V167H218ZM52 167H53V169H52ZM57 167V168H56ZM158 167V168H157ZM175 167V168H174ZM196 168V170H195V168ZM220 167H222L221 168V170H220ZM225 167V168H224ZM4 168V169H3ZM29 168V169H28ZM74 168V169H75ZM168 168V169H167ZM169 168H172V170H173V172L174 173H172V170H169ZM208 168V169H207ZM219 170H218V169ZM228 168H230L229 170H227L228 171V173H227V171H226V169H228ZM263 168V169H262ZM37 169V170H36ZM175 169V170H174ZM191 169H192V172H191ZM200 169H204L206 172L207 171H209L210 173H212V175H213V178L215 177V175H216V177L213 179L212 177L210 178V176H209V183H207V181L206 180H208L207 178L206 179H200L199 177H195L194 175L196 174V171H198V170H200ZM5 170V171H4ZM31 170V172H28V171H30ZM48 170V171H47ZM145 170H148V169H143L142 171H145ZM152 170H153V172H152ZM165 170V171H164ZM177 170H179L180 171V174H177V173H179V171H177ZM256 170V171H255ZM262 170V171H261ZM23 171V172H22ZM27 171V172H26ZM41 171V172H40ZM46 171V172H45ZM52 171H54V172H52ZM119 173H118V172ZM162 172V174H160L161 172ZM164 171V172H163ZM214 171H215V173H214ZM6 172V173H5ZM40 172V173H39ZM93 172V173H92ZM100 172V171H99ZM152 172V173H151ZM170 172V173H169ZM177 172V173H176ZM188 172H185V173H188ZM223 172H226V173H223ZM38 173V174H37ZM43 173V174H42ZM46 173V174H45ZM159 173V174H158ZM165 173H166V175H165ZM176 173V174H175ZM23 174V175H22ZM26 174H27V176H26ZM31 174V175H30ZM37 174V175H36ZM90 174V175H89ZM229 174H230V176H229ZM17 175V176H16ZM124 175V174H123ZM153 175V176H152ZM159 177H158V176ZM197 175V174H196ZM211 175V176H212ZM234 175V176H233ZM59 176V177H58ZM72 176V175H71ZM164 176H166V177H164ZM175 176V177H174ZM221 176H222V178H221ZM227 176V177H226ZM15 177V178H14ZM41 177H42V179H41ZM47 177V178H46ZM56 177V178H55ZM170 177H172V178H170ZM184 177H185V180H190L191 178H194L193 180H194V182L193 183H195V184H192L190 181H184ZM220 177V178H219ZM11 178H13V179H11ZM27 178V179H26ZM33 178V179H32ZM55 178V179H54ZM60 178V179H59ZM69 178H72V177H68V179ZM223 178H224V180H223ZM16 179H17V181L18 182H16ZM57 179H59L58 181H57ZM108 179V178H107ZM159 179V180H160ZM165 179H166V181H165ZM169 179V180H168ZM174 179V180H173ZM178 179H183L182 181L181 180H178ZM3 180H8V181H6V182H16L18 185H14L12 188H13V190L9 187V188H7V187H5V186H3L4 185V183H5V181H3ZM47 180H49V181H47ZM106 180V179H105ZM192 180V179H191ZM197 180V181H196ZM216 180V181H215ZM222 180V181H221ZM1 181H3V182H1ZM33 181V182H32ZM45 181V182H44ZM53 181H54V183H53ZM94 181V182H93ZM173 181H175V182H173ZM183 182L182 184L180 183V182ZM202 181V182H201ZM28 183V185H26L27 183ZM30 182H32V183H30ZM184 182H185V184H184ZM187 182H188V184H187ZM197 182V183H196ZM212 182V183H211ZM214 182V183H213ZM251 182V183H250ZM48 183V184H47ZM51 183H53V185H51ZM59 185H63V186H57L58 184ZM94 183V184H93ZM105 183H110V182H108V181H105ZM171 183V184H170ZM176 183V184H175ZM177 183H178V185H177ZM179 183L181 184V185H179ZM200 183V184H199ZM206 183H207V185H206ZM20 184H25L24 186H22V185H20ZM68 184V185H67ZM134 184V185H133ZM164 186H166L167 185V188H163V185ZM205 185V186H202V185ZM210 184V185H209ZM10 185H12V184H10ZM9 185V186H10ZM20 185V186H19ZM39 185V186H38ZM46 185H47V187H46ZM64 185H66L65 187H64ZM73 185V186H72ZM172 185V186H171ZM193 185V186H192ZM197 185H198V187H197ZM209 185V186H208ZM220 185V186H219ZM75 186H76V188H75ZM94 186V187H93ZM191 186V187H190ZM246 186V187H245ZM5 187V188H4ZM42 187H43V189H42ZM54 187V188H53ZM69 187V188H68ZM175 187V189H173ZM177 187V188H176ZM188 187L190 188V189H188ZM201 187H202V189H203V191H201L202 189H201ZM220 187V188H219ZM234 187H237V188H239V189H244L243 190V192H244V194H249V195H246V196H240L241 198H239V195L237 196L236 195V193H233V195H231V192H233V191H237V188H234ZM53 188V189H52ZM151 188H152V190H151ZM154 188V189H153ZM207 188V189H206ZM213 188V189H212ZM2 189V190H1ZM58 189V190H57ZM90 191H89V190ZM100 189V190H99ZM185 189V190H184ZM197 189V190H196ZM201 189V190H200ZM221 189V190H220ZM236 189V190H235ZM246 189V190H245ZM62 190V191H61ZM69 190V191H68ZM128 190V191H127ZM162 190H164V191H162ZM219 190V192L217 193V191ZM6 191H7V193H6ZM10 191V192H9ZM52 191V192H51ZM57 191H60L61 192V194H58V193H60V192H57ZM88 191V192H87ZM94 191H98L97 192V194H95L96 192H94ZM103 191V192H102ZM120 191H121V193H120ZM125 191V192H124ZM184 191V192H183ZM191 191V192H190ZM195 191V192H194ZM216 191V192H215ZM224 191L226 192V194L224 193ZM247 191V192H246ZM93 192V193H92ZM136 192V193H135ZM161 192V193H160ZM181 194H180V193ZM213 192V193H212ZM241 192H242V190H241ZM241 192H239V193H241ZM242 192V193H243ZM47 193V194H46ZM85 193H87V194H85ZM88 193H90V194H88ZM178 193V194H177ZM217 193V194H216ZM220 193V194H219ZM223 193V194H222ZM256 193V194H255ZM257 193H258V195H257ZM10 194H11V197H10ZM55 194V195H54ZM69 194V195H68ZM73 194V195H72ZM138 194V195H137ZM147 194V195H146ZM184 194V195H183ZM212 194V195H211ZM3 195H8V196H3ZM71 195V196H70ZM211 197H210V196ZM221 195V196H220ZM39 196V197H38ZM117 196V197H116ZM135 196V197H134ZM225 198H224V197ZM227 196V197H226ZM232 196V197H231ZM234 196V197H233ZM15 197V198H14ZM69 197V198H68ZM146 197V198H145ZM222 197V198H221ZM80 198V199H79ZM88 198V199H87ZM115 198V199H114ZM144 198V199H143ZM215 198H217V199H215ZM228 198H229V200H228ZM231 198V199H230ZM237 198H239V199H237ZM245 198L248 200V201H244L245 200ZM251 198H252V200H251ZM78 199V200H77ZM124 199V200H123ZM225 199V201H223ZM241 199H243V200H241ZM72 200H74V201H72ZM145 200V201H144ZM158 200V201H157ZM215 201L214 203H213V201ZM98 203H97V202ZM141 201V202H140ZM259 201H263V202H260L259 203ZM149 202H150V204H149ZM159 202H160V205H159ZM247 202H248V204H247ZM77 203V204H76ZM103 203V204H102ZM118 203V204H117ZM127 203V204H126ZM157 203V204H156ZM228 203V204H227ZM244 203V204H243ZM53 204H56L55 202H53ZM83 204H84V206H87V205H89V206H87V207H84L83 206ZM94 204V205H93ZM126 204V205H125ZM133 204V205H132ZM168 204V205H167ZM188 204V205H187ZM233 204V205H232ZM251 204V205H250ZM74 205V206H73ZM80 205H82L81 206V208L82 209H80ZM100 205V206H99ZM132 205V206H131ZM134 205H135V207H136V210H134L133 208H134ZM227 205H229L230 207L232 206L233 208H230L229 206H227ZM262 205V206H261ZM77 207V208H74V207ZM125 206V208H123V207ZM153 206V207H152ZM157 206V207H156ZM191 206V207H190ZM193 206H195L196 207V209H195V211L197 212V214H196V212L195 211H193L194 210V208L195 207H193ZM198 206V207H197ZM226 206V207H225ZM246 206V207H245ZM151 207H152V209H151ZM171 207H173V208H171ZM175 207H177V208H175ZM190 207V208H189ZM230 209H229V208ZM234 207H235V209H234ZM260 209H259V208ZM78 208H79V210H78ZM87 209V211H86V209ZM118 208V209H117ZM123 208V209H122ZM178 208H180V209H182V210H180V209H178ZM193 208V209H192ZM209 208V209H208ZM228 208V209H227ZM245 208V210L243 211V209ZM247 208V209H246ZM108 209V210H107ZM115 209V210H114ZM125 209V210H124ZM166 209V210H165ZM183 209H185L184 211H183ZM191 209V210H190ZM201 209V210H200ZM202 209H203V211H202ZM222 209V210H221ZM227 209V210H226ZM254 209H256V210H254ZM121 210H123L122 212H121ZM187 210V211H186ZM223 210H225V211H223ZM232 210V211H231ZM239 210L244 214V216L246 215V219H245V222H246V230L247 231H249V232H247L246 230L244 231V232H241V231H237V229H236V227H237V225H236V223L238 224V222H240L241 221V219H236L235 220V223H233V225L235 224V229H234V227H233V229L235 230V231H233V229L231 228L230 230H231V232L228 234V235H230L228 238L227 237H225V236H222V235H220L219 233H218V230H214V231H212V232H208V231H206L205 229H207L208 230V227L207 228H205L206 226H208L207 224H209V226H215L216 224L215 223H218L219 222V220L220 219H223L224 217H228V216H230V215H232V213L233 214H235L236 212L237 213H241V212H239ZM252 211V212H250V211ZM259 210V211H258ZM74 211V210H73ZM206 211V212H205ZM236 211V212H235ZM117 212V213H116ZM122 214V215H120V213ZM187 212V213H186ZM191 212V214L190 215H192V217L191 216H188L189 215V213ZM193 212V213H192ZM209 213V212H211V213H209V214H206V213ZM229 212H231L230 214H229ZM235 212V213H234ZM245 212V213H244ZM250 212V213H249ZM259 212V213H258ZM262 212H264V211H261V213ZM126 213V214H125ZM173 213H176V214H173ZM224 213H226V214H224ZM172 214V215H171ZM185 214V215H184ZM224 214V215H223ZM129 215V216H128ZM193 215H195V216H193ZM208 215L210 216V215H212L211 217H209L208 218ZM215 215V216H214ZM216 215H218V216H216ZM220 215V216H219ZM134 217V216H133ZM167 217V216H166ZM170 217V218H171ZM196 217V218H195ZM206 217H207V219H206ZM222 217V218H221ZM249 217V218H248ZM93 220H92V219ZM98 218V219H97ZM142 218H144V217H142ZM202 218H203V220H202ZM213 218V219H212ZM217 218V219H216ZM76 219H78V220H76ZM210 219V220H209ZM216 219V220H215ZM219 219V220H218ZM88 220V221H87ZM98 220H100V221H98ZM142 220H144V221H146V222H148L146 219H142ZM149 220L150 221H152L150 218H149ZM205 220V221H204ZM207 220V221H206ZM249 220V221H248ZM57 221H58V223H57ZM57 221H55L54 222V224L56 223L57 225H59V224H62L63 223V221H61V223H60V221L59 220H57ZM80 221V222H79ZM82 221V222H81ZM85 221H87V223L85 222ZM90 221V222H89ZM126 221V220H125ZM199 221V222H198ZM202 221V222H201ZM52 222V221H51ZM75 222H77V223H75ZM79 222V223H78ZM83 222H84V224H83ZM89 222V223H88ZM95 222V223H94ZM143 222V221H142ZM194 222V223H193ZM205 222V223H204ZM249 222V223H248ZM53 223V222H52ZM94 223V224H93ZM99 223V224H98ZM151 223V222H150ZM251 223V224H250ZM77 224V225H76ZM88 226H87V225ZM211 224V225H210ZM215 224V225H214ZM247 224H249L250 226H252L251 228H250V226H248ZM260 224V225H259ZM90 226H92V227H90ZM249 227V228H248ZM83 228V230H82V228L80 229L81 231V236H86V235H88L89 234V232L87 233L86 232V229H84ZM162 229H164V228H162ZM254 229H255V231H254ZM263 229V230H262ZM252 232H251V231ZM233 231V232H232ZM262 231H263V233H262ZM235 232H237V233H235ZM239 233H241V237H243V239L240 237V235H239ZM246 235H245V234ZM86 234V235H85ZM119 234V233H118ZM203 234H205V237H203ZM211 234V235H210ZM67 235H69V236H67ZM72 234H70V233H62L61 235H56V238H53V240H55L52 244H51V246H52V251L54 250H57L56 252H53V256H55L56 258L55 259H57L58 257L60 258V260L59 259H57V260H59V261H61L62 263H65V264H127V263H129V264H137L138 263V261H139V263L138 264H153V263H151V262H146V261H144L140 256H141V253H139L138 251H139V249L141 248V247H143V245L140 247L139 246V244H136V243H133V242H127V243H124V245H120L119 247H115V248H113L112 249V251L110 252V253H112V254H110V253H108L106 256H104V258L101 260V261H97V256L99 255H101L102 253H101V245H102V243H97V244H95V245H93L92 247H90V249H89V247L86 249V250H84L83 251V255L85 256V258H88V259H85V260H81V262H79L80 260H75V258L72 256V253H70V252H72L73 251V248H72V246H74L73 244H74V238L71 236ZM200 235V236H199ZM238 236V237H237ZM245 236V237H244ZM66 239H65V238ZM174 238V239H172V238ZM186 237V238H185ZM207 237V238H206ZM220 237V238H219ZM221 237H223L224 239H223V241H222V238ZM231 237V238H230ZM60 238H62L61 240H60ZM166 238V239H165ZM182 238V239H181ZM184 238V239H183ZM229 238H230V240H229ZM191 239H192V241H191ZM211 239V240H210ZM239 239V240H238ZM45 240H48V239H45ZM57 240H58V246L56 247V242H57ZM59 240L62 242V244L61 243H59ZM66 240V241H65ZM67 240H68V242H67ZM175 240V241H174ZM186 240V241H185ZM44 241V240H43ZM69 241H72L73 242V244L71 245V242H69ZM185 241V242H184ZM207 241V242H206ZM212 241V242H211ZM214 241H216V242H214ZM27 242V243H26ZM35 242H38V240H37V238H32V239H29V241H24V244L23 245H25V244H29V243H35ZM40 242V241H39ZM42 242V241H41ZM40 242V243H41ZM175 242V243H174ZM177 242V243H176ZM189 242V243H188ZM204 242H206V243H204ZM225 242V243H224ZM245 242H247V243H245ZM259 242V243H258ZM12 243V244H11ZM10 244H8L7 246H4V247H0V251H2V250H5V249H12L17 243H15V242H11ZM182 243V244H181ZM185 243V244H184ZM210 243V244H209ZM255 243H257V244H255ZM263 243V244H262ZM65 244H69L68 246H69V248H68V246L67 245H65ZM224 244V245H223ZM21 245V244H20ZM60 245V246H59ZM100 245V246H99ZM163 245V246H162ZM212 245V246H211ZM254 245V246H253ZM64 246H67L66 248L64 247ZM97 246V247H96ZM99 246V247H98ZM130 246V247H129ZM136 246V247H135ZM167 246V245H166ZM167 246V247H168ZM207 246V247H206ZM256 246H257V248H256ZM20 247V246H19ZM53 247H55V249L53 248ZM61 247V248H60ZM126 247V248H125ZM134 247L136 248V249H134ZM140 247V248H139ZM214 247V248H213ZM250 248V249H248V248ZM92 248H94V249H92ZM97 248V249H96ZM134 250H133V249ZM188 248H191V249H188ZM220 248V249H219ZM25 248H23L22 249V251L24 250ZM61 249V250H60ZM67 249V250H66ZM117 249V250H116ZM123 249H125V250H123ZM255 249V250H254ZM258 249H260L259 251H258ZM25 250H28V251H30V253H46V252H43L42 250H40L39 249V251H38V249H35L34 251H33V249H30V248H26ZM32 250V251H31ZM116 250V251H115ZM126 250H127V252H126ZM138 250V251H137ZM148 252H147V251ZM152 252H150V251ZM203 250V251H202ZM206 250V251H205ZM246 250V251H245ZM42 251V252H41ZM74 253H76L77 254V249H74ZM98 251V252H97ZM120 251H122V252H120ZM125 251V252H124ZM129 251V252H128ZM61 252V253H60ZM69 254H68V253ZM87 252V253H86ZM49 253H51L52 254V252H49ZM117 253V254H116ZM120 253L123 255H120ZM126 253H127V255H126ZM135 253V254H134ZM156 253H158V255L159 256H157L156 254L152 257V259L153 258H156V262L157 261H159L160 259H162V258H164L165 257V255H161L159 252H156ZM259 253V254H258ZM71 254V255H70ZM138 254V255H137ZM22 254L20 253V255H19V257L21 256ZM46 255V254H45ZM90 255H92V256H90ZM95 255V256H94ZM118 255H120L119 257H118ZM125 255V256H124ZM140 255V256H139ZM62 256H63V258H62ZM110 256V258H108ZM114 256V257H113ZM134 258H133V257ZM135 256H136V258H135ZM170 256L171 255H167V258H170ZM89 257H93L94 259H92V258H89ZM115 257H117V258H115ZM160 257V259H158ZM242 257V256H241ZM17 257H15V259H16ZM96 258V259H95ZM12 259H14V258H12ZM62 259H64V260H62ZM91 259V260H90ZM119 259V260H118ZM158 259V260H157ZM212 258H211V260L214 262L215 260H213ZM236 259H238V258H236ZM96 260V262H94ZM105 260V261H104ZM114 260V261H113ZM122 262H121V261ZM134 260H135V262H134ZM144 262H143V261ZM239 260V259H238ZM9 261H12L11 259H2V258H0V264L1 263H8ZM74 261V262H73ZM112 261V262H111ZM143 263H142V262ZM30 262V261H29ZM66 262H68V263H66ZM115 262V263H114ZM160 262L162 263V264H165V263H167V264H177V263H179V264H182V263H180V262H175V261H173L174 263H172V261H167V262H165L164 263V261H161L160 260ZM159 262V264H161ZM183 263H185V262H183ZM26 264H28L27 262H26ZM29 264H33L32 262H30ZM213 264V263H212Z\"/></svg>",
  "mask_w": 264,
  "mask_h": 264
},
{
  "label": "water",
  "instance_id": "3",
  "mask_svg": "<svg viewBox=\"0 0 264 264\" xmlns=\"http://www.w3.org/2000/svg\"><path fill=\"white\" fill-rule=\"evenodd\" d=\"M19 250H20V248H19ZM17 253L18 252H15V251H13V249H11L9 251H6V253L0 252V256L5 258V259H10V258L15 257Z\"/></svg>",
  "mask_w": 264,
  "mask_h": 264
}]
</instances>
